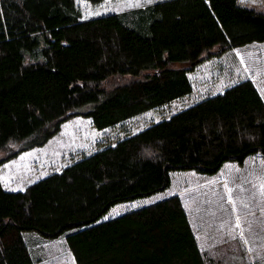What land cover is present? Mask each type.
<instances>
[{"label":"trees","instance_id":"obj_1","mask_svg":"<svg viewBox=\"0 0 264 264\" xmlns=\"http://www.w3.org/2000/svg\"><path fill=\"white\" fill-rule=\"evenodd\" d=\"M130 11L81 18L75 0H0V148L41 145L75 115L99 130L187 99L204 53L264 40V13L239 0H156ZM146 11L143 31L128 24ZM110 77L119 80L106 87ZM255 152L264 157V101L244 78L22 190L0 184V264H36L58 236L76 264H206L176 194L99 218L162 191L173 170L213 174Z\"/></svg>","mask_w":264,"mask_h":264},{"label":"rangeland","instance_id":"obj_2","mask_svg":"<svg viewBox=\"0 0 264 264\" xmlns=\"http://www.w3.org/2000/svg\"><path fill=\"white\" fill-rule=\"evenodd\" d=\"M154 1L75 0V3L81 11V18H88L107 12L128 11L129 14L133 12L131 9ZM239 1L264 13V0ZM141 14L144 17V12ZM146 15L147 20L140 21L136 26L128 24L143 31L150 20L147 11ZM210 51L214 53V50ZM203 57V61L188 73L193 91L198 96L192 92L187 99L170 102L137 114L120 125L99 130L92 126L88 117L75 115L62 122L58 131L43 144L17 152L18 143H5L0 148V160L4 158L0 163V184L9 190H22L32 181L61 170L107 142L135 132L196 97L215 93L240 79H250L264 101V40L232 47L220 55L204 53ZM118 80L117 77H110L105 85L111 86ZM11 151L15 155L7 158ZM227 161L235 166L228 172L224 164L213 174L193 169L173 170L169 176L170 184L162 191L115 203L99 219L176 194L206 264H264V212L259 209L264 206V157L255 152L247 155L243 165ZM223 172L231 174L227 177L228 191L217 175ZM228 194L232 198L230 201ZM235 210L240 212L239 216L233 214ZM209 222L213 225H209ZM41 249L43 259L36 264H76L63 236L43 242Z\"/></svg>","mask_w":264,"mask_h":264},{"label":"crops","instance_id":"obj_3","mask_svg":"<svg viewBox=\"0 0 264 264\" xmlns=\"http://www.w3.org/2000/svg\"><path fill=\"white\" fill-rule=\"evenodd\" d=\"M247 157V156H246ZM246 157H245V159L244 160H246ZM244 160H242L243 161V163L241 164V165H243L244 163H245V161ZM222 164H224L223 166H225V170L228 172L229 171V169L230 168H235V166H234V164L232 163V162H223ZM238 164V163H237ZM239 164V165H240ZM227 172H223V174H217L218 176H219V180L221 181L222 180V182H223V184L225 185V188L227 189V191H228V185H227V177L228 176H230L231 174L230 173H227ZM232 200V198H231V196L228 194V200ZM229 200V201H230ZM259 209H262V211L264 212V206H261V207H259ZM233 214H235V216H239L240 215V212H238V211H236L235 210V212L233 213ZM209 225H213L212 224V222H209L208 223Z\"/></svg>","mask_w":264,"mask_h":264}]
</instances>
